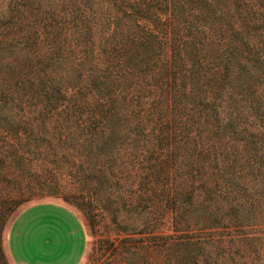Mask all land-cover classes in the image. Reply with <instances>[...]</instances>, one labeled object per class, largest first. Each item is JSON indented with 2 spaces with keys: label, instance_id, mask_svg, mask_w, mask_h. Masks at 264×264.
Instances as JSON below:
<instances>
[{
  "label": "trees",
  "instance_id": "obj_1",
  "mask_svg": "<svg viewBox=\"0 0 264 264\" xmlns=\"http://www.w3.org/2000/svg\"><path fill=\"white\" fill-rule=\"evenodd\" d=\"M49 195L112 264H264V0H0V229Z\"/></svg>",
  "mask_w": 264,
  "mask_h": 264
},
{
  "label": "crops",
  "instance_id": "obj_2",
  "mask_svg": "<svg viewBox=\"0 0 264 264\" xmlns=\"http://www.w3.org/2000/svg\"><path fill=\"white\" fill-rule=\"evenodd\" d=\"M27 213L26 219L17 226L12 225L8 237L18 241V247L7 248V252L14 264H77L85 250V232L80 223L63 207L50 204H37L22 211ZM19 214V215H22ZM17 219V218H16ZM15 219V221H16ZM31 219V220H30ZM30 220L32 226L30 239L37 241L46 235L44 243H34L25 248L23 246L24 226ZM14 221V222H15ZM36 234V235H35ZM8 240V239H7ZM48 244H47V243Z\"/></svg>",
  "mask_w": 264,
  "mask_h": 264
},
{
  "label": "rangeland",
  "instance_id": "obj_3",
  "mask_svg": "<svg viewBox=\"0 0 264 264\" xmlns=\"http://www.w3.org/2000/svg\"><path fill=\"white\" fill-rule=\"evenodd\" d=\"M65 183L62 182V184ZM68 187L69 186L66 184L65 188ZM76 201H80V202L65 200L61 196L49 195V196L35 197L18 204L3 220L0 229V250L2 253V259L5 262V264H14L8 255L7 252L8 246H9V250L12 247H15V249H17L18 247V241L13 240V237L16 235V232L14 235L13 232L11 237L7 238L9 232H11L10 230L13 223L14 225L16 224L17 226L22 220L26 219L28 214L27 213L22 214L23 213L22 211L28 207L37 204H50V205H57L63 207L69 213H73V216L80 223L86 235L85 236L86 245H85V250L81 256V259L77 264H112V260H111L112 257L117 255L113 253L114 251H111L112 246H110L109 241L113 240L114 237L121 238L125 234H123V232L119 228H116L114 226L113 222L111 221V211L110 210L104 211L99 209L98 207L99 201H96L95 198H93L92 200V203L95 205L94 208L91 207L86 208L84 204H78V203H82L81 200L79 199ZM116 219L117 222L120 224V226L125 221L130 220V218H127L122 211L117 212ZM30 220L27 222V226L26 224L24 225L26 229L24 233L23 246L25 248H27L29 245L34 243L35 244L38 242L39 244L44 243V239L46 237V235H43L37 241L35 240L31 241L30 236L31 233H33L34 231H32V226L29 225ZM133 224H135V222H133ZM135 225H137V222ZM115 242H117V240H115Z\"/></svg>",
  "mask_w": 264,
  "mask_h": 264
}]
</instances>
